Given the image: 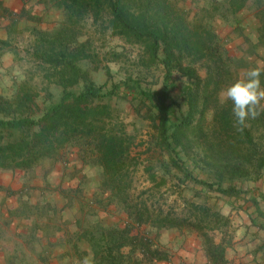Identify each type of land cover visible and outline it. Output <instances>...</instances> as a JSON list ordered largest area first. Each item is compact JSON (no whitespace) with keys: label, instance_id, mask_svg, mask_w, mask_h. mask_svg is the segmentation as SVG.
Returning <instances> with one entry per match:
<instances>
[{"label":"trees","instance_id":"obj_1","mask_svg":"<svg viewBox=\"0 0 264 264\" xmlns=\"http://www.w3.org/2000/svg\"><path fill=\"white\" fill-rule=\"evenodd\" d=\"M49 2L46 5L61 10L64 18L52 32H43L45 29L33 26L41 34L39 46L46 49L35 55L41 64L49 66L45 77L48 82L63 87L62 95L39 117L35 116L39 110L38 94L32 87L22 83L13 98L0 96V172H9L12 178L25 176L44 159L70 146H78L101 168L106 193L130 218L121 224H96L91 238L95 241V264H132L137 247L150 239L142 227L194 229L205 238L210 263L229 264L224 244H231V239L216 243L209 235L217 230L225 234L224 229L230 224L228 217L187 199H184L185 207L181 212L171 206L165 208L159 198L156 200L157 194L167 186V175L172 174L173 169L182 174V183L192 181L238 199L245 190L236 184L226 186L224 183L247 179L253 172L250 164L256 161V153L261 156L259 141L264 140V111L262 116L255 117L259 128L262 124L259 136H255L250 128L254 125H246L242 132L233 128L230 106L221 107L220 93L228 85L231 73L218 38L207 28L192 27L172 0ZM29 14L35 15L29 7H24L22 16ZM90 16L103 31H111L127 44L137 46L141 66L162 69L163 81L159 89L143 88L140 80L128 79L108 88L107 83L98 86L90 80L89 72L80 61L94 56L77 40L83 21ZM0 44L16 52L10 41L0 39ZM200 65L207 69L205 79L199 73ZM182 79L186 82L183 86ZM81 81L85 82L84 86L77 92L73 87ZM123 84L141 96L144 103L149 102V111L142 116L152 122L156 146L168 154L170 161V165H162L166 175L160 177L153 165L144 166L153 187L144 189L137 197L131 194L140 160L132 155L135 138L126 131L112 106L103 102L106 98L117 97ZM226 103L231 104L230 101ZM211 109L215 110V120L219 124L218 134L215 133L218 143L209 142L201 121L195 125L197 116L203 118ZM5 130H16L18 134L12 133L13 137L7 138L3 134ZM191 132H195L196 139L190 138ZM195 140H198L197 147L205 150L203 159L214 169L216 181L194 175L184 160L183 156H200L194 149ZM242 144L253 147L244 154L237 151ZM227 151L233 155H228ZM261 169L259 167L258 174ZM259 196L264 200L263 193ZM252 203L257 214L264 218L256 197L252 198ZM261 227L264 229V225Z\"/></svg>","mask_w":264,"mask_h":264},{"label":"rangeland","instance_id":"obj_2","mask_svg":"<svg viewBox=\"0 0 264 264\" xmlns=\"http://www.w3.org/2000/svg\"><path fill=\"white\" fill-rule=\"evenodd\" d=\"M20 2L0 0V14L5 17L4 24L0 21V39L10 41L16 49L13 52L0 44V96L13 98L22 83L32 87L38 94L36 103L39 110L35 116L39 117L51 103L60 99L63 87L48 82L45 76L49 72V66L41 64L35 55L46 51L43 45L39 46L41 34L38 28L45 29L43 32H52L63 20L64 13L48 7L46 3L49 4V0H24L26 5L33 2L31 9L35 15L22 16L24 4L18 7L21 12L15 10ZM172 2L179 11L184 12L192 27L207 28L218 38L222 54L230 68L228 85L253 68L264 69V0ZM34 24L38 28H33ZM79 32L78 44H85L86 51L94 56L92 59L81 60L80 65L89 72L90 80L96 85L107 83L108 88L113 83H125L132 79L140 80L143 88L161 87L162 69L141 66L137 46L127 44L124 39L112 35L111 31H103L100 24H94L92 16L83 21ZM199 67V73L205 79L207 69L201 65ZM261 79L264 81V76ZM84 83L81 81L73 89L81 91ZM185 84V79H182L181 85ZM178 100L181 101V98L178 97ZM103 102L112 106L115 115L126 126V131L135 138L132 155L140 157V160L131 194L137 197L144 189L153 187L144 172V166L153 165L158 177L166 175L162 165H170L169 156L158 149L152 122L142 116L149 111V102L144 103L141 96L125 84L117 97L106 98ZM220 104L221 107L230 106L233 116L231 104L224 102L221 95ZM255 111L262 116L264 101L256 106ZM215 118V110L211 109L203 118L198 115L195 119V125L199 121L203 123L209 142L212 143H218L215 133L218 134L216 130L219 124ZM232 124L237 129L234 122ZM246 125H254L250 127L253 129L252 133L259 136L262 124L259 128L255 118H249ZM12 133L17 135L18 131H3L7 138L13 137ZM193 134L195 132L190 133V138L196 139ZM194 142V149L197 153L200 152V156H183L184 160L194 175L216 181L214 169L203 159L206 157L205 150L197 147L198 140ZM259 143L261 156L256 153V161L249 163L253 171L251 175L244 180L224 183L226 186L236 184L245 190L238 199L224 196L192 181L182 183V174L175 169L172 174L167 175L168 184L156 197L165 208L171 206L178 212L184 209V199H187L196 204H204L228 217L230 224L225 227V234L217 230L209 232V235L216 243L231 239V244H224L229 264H249L238 263L234 259L238 251L245 250V246H250L254 257L259 256L256 264H264V229L261 227L264 225V218L257 214L252 203V198L258 197V206L264 212V200L259 196L260 193L264 194V140ZM252 147L253 145L242 144L237 151L247 154ZM219 149L224 151L222 147ZM67 156H72L74 163L81 168L78 169L75 165L77 169L69 172L70 181L65 183L56 177L55 160L59 159L64 164ZM92 159L90 154L78 146H70L50 159H44L25 176H17L12 190L6 188V184H0V264H84L85 260L88 264H95V241L91 238L96 224H121L126 220L130 221V218L106 193L102 186V171ZM44 162L49 164H42ZM62 166V174L74 168V165ZM259 167H262L260 174ZM78 172L79 182L72 180L78 176ZM0 175L4 177L1 176L0 182L4 181V174ZM141 230L150 239L137 247L132 264H211L206 263L210 259L205 238L194 229L157 230L142 227Z\"/></svg>","mask_w":264,"mask_h":264},{"label":"clouds","instance_id":"obj_3","mask_svg":"<svg viewBox=\"0 0 264 264\" xmlns=\"http://www.w3.org/2000/svg\"><path fill=\"white\" fill-rule=\"evenodd\" d=\"M264 69L253 68L233 83L222 89L220 95L224 102H231L234 126L242 132L249 118L258 114L255 108L264 101ZM84 264H88L85 260Z\"/></svg>","mask_w":264,"mask_h":264},{"label":"crops","instance_id":"obj_4","mask_svg":"<svg viewBox=\"0 0 264 264\" xmlns=\"http://www.w3.org/2000/svg\"><path fill=\"white\" fill-rule=\"evenodd\" d=\"M21 2H20V4L17 6V9H15V10H17L18 12H21V10L20 9H18V7H20V6H22L23 4H24V6H23V8L24 7H29L30 8V11L31 12H33L32 11V9H31V7H33V2H30L28 5H26L25 3H24V0H20ZM19 2V1H18ZM4 5V4H3ZM35 7V6H34ZM23 8H22V10H23ZM35 9H36V7H35ZM34 9V10H35ZM11 10V9H10ZM13 10V9H12ZM22 14V13H21ZM0 21H3V24H4V22H5V17H4V15L3 14H0ZM10 24V23H9ZM6 25H7V23H6ZM36 24H34L33 26H35ZM5 26V25H4ZM47 159H50V158H47ZM67 161H65L64 162V164L62 163V161H60L59 159L58 160H55V172H57L56 173V177H58L59 178V180H62V181H65V183H68L69 181H70V179H68V175H69V172L70 171H73L75 168H76V166H77V168L79 169V168H81V166L80 165H77L76 163H74V158L72 157V156H67ZM42 164H44V165H48L49 164V162H44V163H42ZM62 165H74V168H70V169H68V170H66L65 172H64V174H62V168H63V166ZM76 165V166H75ZM40 167L41 168H44V171H47V169L45 168V167H42V165H40ZM76 168V169H77ZM100 168V167H99ZM101 169V168H100ZM77 171V170H76ZM1 174H4V176H5V179H4V181H1L0 182V184H6L7 186H6V188H9L10 190H12L14 187H13V185L12 184H16V182H14V180H15V178L16 177H14V178H12V176L10 175V174H7L6 175V173L5 172H0ZM1 176L2 175H0V180H1ZM3 177V176H2ZM4 178V177H3ZM73 179H76L77 180V182H79V172H78V176H75L74 178H72V180ZM256 199L257 200H259L258 199V197H256ZM243 250V252H241V251H238V253L235 255V260L238 262V263H241V262H248L249 264H256V263H258L259 262V256H256V257H254V252H252L251 251V248H250V246H245V250L244 249H242ZM206 263H210V261L207 259V261H206Z\"/></svg>","mask_w":264,"mask_h":264}]
</instances>
